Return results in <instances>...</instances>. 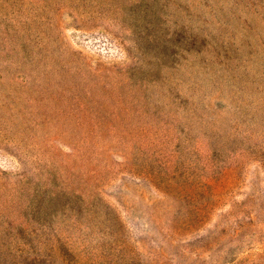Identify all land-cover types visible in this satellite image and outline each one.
I'll return each instance as SVG.
<instances>
[{
	"label": "rangeland",
	"instance_id": "1",
	"mask_svg": "<svg viewBox=\"0 0 264 264\" xmlns=\"http://www.w3.org/2000/svg\"><path fill=\"white\" fill-rule=\"evenodd\" d=\"M0 264H264V0H0Z\"/></svg>",
	"mask_w": 264,
	"mask_h": 264
}]
</instances>
